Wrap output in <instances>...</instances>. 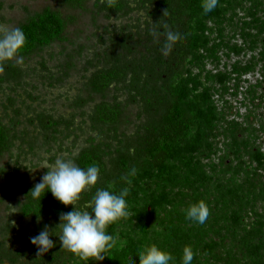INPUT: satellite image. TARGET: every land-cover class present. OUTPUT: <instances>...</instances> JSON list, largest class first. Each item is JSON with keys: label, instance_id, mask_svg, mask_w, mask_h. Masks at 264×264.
<instances>
[{"label": "trees", "instance_id": "obj_1", "mask_svg": "<svg viewBox=\"0 0 264 264\" xmlns=\"http://www.w3.org/2000/svg\"><path fill=\"white\" fill-rule=\"evenodd\" d=\"M88 2L60 0V5L89 15L93 24L100 19L110 23L96 31V51L87 46L67 48L71 40L67 32L76 17L49 7L25 8V19L17 26L27 38L21 53L24 63L0 64V159L13 156L14 147H29L21 155H34L35 147L43 151L65 146L71 139V147H76L84 140L85 149L74 157L75 163L100 168L98 183L86 192L84 203L97 188L119 193L128 187L122 177L137 170L129 177L128 216L107 229L127 246H117L104 254V260L88 264H139L137 252L152 244L171 253L173 264H180L185 246L195 253L192 264H264V121L256 126L259 112L264 118V0H217L207 14L202 0H92L91 6ZM238 9L253 10L257 32L246 34L249 47L255 50L261 43L254 61L261 67L263 79L257 86L262 93L246 91L242 104L252 118L246 125L230 120L232 105L227 98L229 93L235 97L242 93L237 85L230 90L241 70L236 65L229 72L207 70L208 63L220 61L221 50L237 55L243 51L224 43V28L233 25ZM245 24L250 27L248 21ZM169 30L180 38L164 55ZM56 45L63 46L60 62L49 69L47 57L51 59ZM34 58L38 62L31 65ZM246 69L255 66L249 63ZM74 74L80 88L68 103L71 118H55L54 109L40 105L42 96L34 81L54 90ZM223 146L227 155L223 170L235 172L229 180L218 167L211 170L215 176L205 170V162L221 154ZM54 161L55 156L50 162ZM5 172L0 170L1 175ZM239 172L242 175L236 178ZM212 191L215 203L210 201ZM25 196L18 204L19 218L31 219L35 234L47 226L54 244L37 264H85L68 251L61 250L62 255L55 250V243L60 244L59 216L68 207L50 192L41 201ZM201 200L210 212L203 225L185 219L187 207ZM1 230L7 235L15 232L9 223Z\"/></svg>", "mask_w": 264, "mask_h": 264}, {"label": "clouds", "instance_id": "obj_2", "mask_svg": "<svg viewBox=\"0 0 264 264\" xmlns=\"http://www.w3.org/2000/svg\"><path fill=\"white\" fill-rule=\"evenodd\" d=\"M217 0H202L201 7L204 14L215 9ZM167 11L164 13L166 15ZM180 38L179 33L166 32V43L162 52L167 55L172 45ZM27 43L24 31L19 28H10L0 24V64L15 62L24 63L21 55ZM40 169H47L41 177V182L35 184L30 190L29 197L33 201L50 192L55 200L71 207L72 210L59 216L60 223L59 242L61 250L68 251L78 257L85 264L89 261L104 260L105 253L115 247L121 249L127 246V241L120 238L119 234H108L107 229L128 216L126 197L129 195L131 179L137 170L131 169L128 176L122 177L128 187L122 188L119 193L107 189L97 188L90 201L78 206L82 194L95 187L100 176L98 165L86 168L79 167L73 158L59 155L53 163L44 161ZM209 208L201 200L193 203L185 210V219L203 225L208 216ZM51 232L47 226L37 235L30 237V242L37 248L38 254L48 252L54 247ZM139 264H173L174 257L155 244L146 246L137 252ZM195 253L190 246H185L182 251L180 264H192Z\"/></svg>", "mask_w": 264, "mask_h": 264}, {"label": "rangeland", "instance_id": "obj_3", "mask_svg": "<svg viewBox=\"0 0 264 264\" xmlns=\"http://www.w3.org/2000/svg\"><path fill=\"white\" fill-rule=\"evenodd\" d=\"M92 0H89L88 5L91 6ZM264 4V3H263ZM53 8L56 10H61V12L64 13V15H70L74 16L77 19V22L74 24V26L70 27L67 35L68 39H71L69 43L65 46L69 50L72 51L71 46H87L88 49H92V51L98 50L96 41H95V33L97 30H99L102 26H109L110 23H107L106 21L100 19L97 21L96 24H93L91 21V18L89 15L81 13L79 11H70L64 6L60 5V0H0V24L6 25L10 28L17 27L22 21H24L26 13L25 8L29 9L31 11H40L44 8ZM247 8L250 7V4H247ZM253 13V10L248 13V10L243 11L242 9H238L235 14V21L233 22V25L226 26L224 28V37L225 42L229 46V49L231 48H242L243 51L240 55H237L233 53L232 51H227L226 48L221 50L218 54L220 57V61L217 62H210L207 64V70H211L213 72L217 71H230L232 65H236V68L240 72V76L236 77V80L231 81V92L232 90H235L234 86L237 85L240 87V91H242L241 94H238V96H234L231 93L228 95L229 103H231V115L230 120L236 118L240 123L247 124V119L249 121L252 120V118L248 117L249 112L248 108L243 106L242 103H244L245 99V93L247 90H258L259 93H262V90L257 86L258 81H261L263 77H261L260 74V66L257 64L256 60L254 61L255 57L258 54V51H260V45L259 42L257 44V47H255V50L253 49V45L251 48L249 47L251 40L247 39L246 34H255L257 30L253 28L255 26V22L251 18V14ZM260 17L263 18L262 12L259 14ZM250 23V27L248 28V25H246V22ZM118 23L114 24H120ZM113 24V25H114ZM101 33V31H100ZM258 41V40H257ZM70 45V46H69ZM61 45H56L53 47V49L50 51V54L53 55L50 59V57H47L48 67L49 69L57 67L59 64V55H61ZM47 55V53L45 54ZM65 59V57H62ZM38 62L37 59L34 58V61H32L31 65H34ZM251 64L255 66L254 70H250L247 72V65ZM34 83L39 88L38 94L42 96L40 100V105L42 103V107L48 108L49 110L54 109L56 111L57 117H65L67 118L70 115V110L68 109V103H71V100L74 99L78 95V90L80 88V79L77 75H73L72 78L68 79L64 84L59 85L57 88H54V90L48 89L47 86H44V83L42 81L35 80ZM255 87V88H253ZM264 92V91H263ZM215 99L218 101V105L222 106L223 102L220 98V95L215 96ZM45 100V101H44ZM252 107L253 104L248 101L247 102ZM39 105V104H38ZM39 107V106H37ZM222 111L223 108H222ZM236 113H238L236 115ZM229 119V117H228ZM264 121V118L262 117V113L259 112V117L256 121V126L260 125ZM71 141H65V145L71 147L74 142ZM84 140H79L77 143V147L83 146ZM72 142V143H71ZM223 146V152L219 154L217 157H214L212 160L205 162L207 164V167H205V170L209 172L210 175L215 176L212 173V168L218 167V172L221 173L222 171H225L221 174V176L227 178L229 180L230 178H233L235 175L234 170L233 171H227L223 170L225 169L223 164V160L227 159L226 155V149ZM20 149H15L12 151L13 154L17 156V158H14L12 160L11 154H6L4 157L0 159V170L7 166V163H17V162H23L25 161L24 157L20 158L18 155H21ZM43 155V152H42ZM43 159V158H42ZM42 159L40 162H42ZM41 163L40 165L33 166V170H22L20 174L18 175V182L23 184V187H30L32 185H35L37 183L41 182V177L46 173L47 169H40L42 167ZM222 164V165H221ZM236 162L234 163L235 167ZM241 172L238 173V176L236 178H239L241 176ZM17 181V180H15ZM15 181H12L15 182ZM227 182V181H225ZM7 178L5 175L0 174V198L3 197L4 190L7 189ZM212 198L210 199L211 203H215L217 201V195L213 191L211 192ZM17 201L12 200L10 198H6L5 200L0 201V219H6L7 216H11V220H20L19 217H17V210H16ZM9 207V211L7 208ZM9 212V213H8Z\"/></svg>", "mask_w": 264, "mask_h": 264}, {"label": "flooded vegetation", "instance_id": "obj_4", "mask_svg": "<svg viewBox=\"0 0 264 264\" xmlns=\"http://www.w3.org/2000/svg\"><path fill=\"white\" fill-rule=\"evenodd\" d=\"M55 118H61L57 117L55 115ZM71 114L67 118H63L64 120L70 119ZM72 140V139H71ZM70 140V141H71ZM73 142V141H72ZM71 142V143H72ZM85 145L81 147H69V146H52V147H46L43 148V151H39L38 147L32 148L35 149L34 155H18L20 158L25 159L23 162H17V163H7V166H4L2 169L6 170L5 177L8 181V187H10L9 190H4V200L8 197L12 200L17 201L16 210L18 208V204H23L26 200L25 195H29L30 190L35 186L32 185L30 187H23V184L18 182V175L22 170H30L34 169L33 166L40 165L41 163H44V161L47 160V162L51 163L50 160L55 156V158L59 155H65L68 158H73L77 155V153H80L82 150L85 149ZM15 149L24 150L23 153L31 150L29 147H14L12 148V151ZM43 152V155H42ZM5 156V155H4ZM12 160L14 158H17L15 154H13ZM43 158V159H42ZM42 159V162H40ZM17 169L19 171L16 174H13ZM17 180V181H15ZM12 181H15L12 183ZM18 187V188H16ZM12 196V197H11ZM86 198V192L82 194L81 200L78 201V206H82L84 204ZM72 210V208L68 207L67 212ZM17 212V211H16ZM18 215V212H17ZM11 217V216H7ZM19 217V216H17ZM10 224L15 232H13L11 235L3 234L1 233V229L3 226L5 227V224ZM35 223L31 219H20L18 221H14L11 219H0V264H37V261L40 257V254L37 252V248L31 244L30 237H33L37 235L38 233H34L35 231ZM12 230V229H11ZM21 232H26V235H21ZM55 250L58 251L57 254H62L61 247L59 243H55ZM51 250V249H50ZM44 254V253H42ZM48 254V252H45V255ZM58 256V255H57ZM52 259H54V255L52 256ZM73 261H76L74 258Z\"/></svg>", "mask_w": 264, "mask_h": 264}]
</instances>
